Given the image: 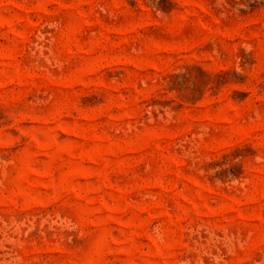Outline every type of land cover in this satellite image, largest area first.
Listing matches in <instances>:
<instances>
[{
	"label": "rangeland",
	"instance_id": "374dc122",
	"mask_svg": "<svg viewBox=\"0 0 264 264\" xmlns=\"http://www.w3.org/2000/svg\"><path fill=\"white\" fill-rule=\"evenodd\" d=\"M0 264H264V0H0Z\"/></svg>",
	"mask_w": 264,
	"mask_h": 264
}]
</instances>
